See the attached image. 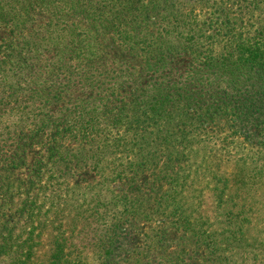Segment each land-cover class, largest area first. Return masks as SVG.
<instances>
[{
    "label": "trees",
    "instance_id": "trees-1",
    "mask_svg": "<svg viewBox=\"0 0 264 264\" xmlns=\"http://www.w3.org/2000/svg\"><path fill=\"white\" fill-rule=\"evenodd\" d=\"M10 118H18L13 131L3 127ZM222 118L225 136L240 138L259 168L249 167L244 184L231 170L214 188L217 209L234 219L220 237L264 258V0H0V139L8 130L13 147L0 157V180L41 146L29 166L30 199L48 187L43 173H61L68 151L79 167L125 183L141 173L103 167L112 134L113 143L129 133L148 138L176 120L189 121L178 131L214 134ZM195 222L171 223L194 237ZM215 234L203 247L219 264ZM6 243L0 234V253Z\"/></svg>",
    "mask_w": 264,
    "mask_h": 264
},
{
    "label": "rangeland",
    "instance_id": "rangeland-1",
    "mask_svg": "<svg viewBox=\"0 0 264 264\" xmlns=\"http://www.w3.org/2000/svg\"><path fill=\"white\" fill-rule=\"evenodd\" d=\"M194 9L198 18H203L200 8ZM23 116L33 118L31 114ZM219 122L213 126L220 132L214 134L178 131L177 124L189 123L181 120L168 122V129L148 138L129 133L116 137L113 143L112 134L103 167L141 173L125 183L114 181L109 173L101 175L79 167L80 162L71 161L68 151L59 167L61 173H43L42 182L47 179L48 187L30 199L29 166L43 152L41 146H35L25 167L16 171L7 167L3 171L7 175L0 180V234L10 250L0 253V263L214 264L209 259L211 251L209 256L204 254L203 246L215 231L220 240L216 252L219 264H263L264 258L257 256L261 249L248 248L242 253L238 244L236 247L220 237L223 224L232 218L223 217L227 207L217 209L222 206L214 198L218 193L214 188L223 187L231 170L240 172L236 184H244L250 178L249 167L258 170L259 166L243 151L240 138L225 136L228 119ZM12 124H18V118L3 121V127L11 131ZM8 130L2 131L0 139L3 160L13 149ZM184 143L191 149H177ZM229 150L238 154L237 160H230ZM185 158L191 168L190 174L185 168L188 176L180 171ZM185 181L187 187L182 184ZM186 217L191 224L196 221L194 237L184 235L171 223ZM226 230L237 233L235 227Z\"/></svg>",
    "mask_w": 264,
    "mask_h": 264
}]
</instances>
